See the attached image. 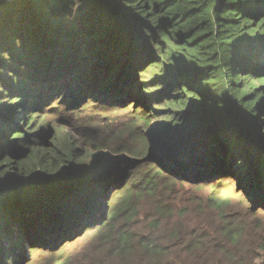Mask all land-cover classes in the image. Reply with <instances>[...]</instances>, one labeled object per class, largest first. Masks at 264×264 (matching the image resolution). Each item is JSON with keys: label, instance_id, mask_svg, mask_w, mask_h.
<instances>
[{"label": "trees", "instance_id": "obj_1", "mask_svg": "<svg viewBox=\"0 0 264 264\" xmlns=\"http://www.w3.org/2000/svg\"><path fill=\"white\" fill-rule=\"evenodd\" d=\"M134 80L135 96H151L144 105L177 108L160 117L170 133L149 149L118 128L102 136V148L140 165L124 182L126 172L89 171L77 150L57 144L49 113L61 105L72 119L90 102L124 109L132 93L114 91ZM263 95L264 0H0V264H29L30 252L90 229L101 243L82 264H264L262 222L250 229L218 199L197 197L199 209L174 220L164 194L176 178L151 151L211 194L216 180L236 178L264 207V148L254 132L264 139ZM139 119L148 124L150 114ZM135 127L138 119L127 129ZM142 216L149 225L134 226Z\"/></svg>", "mask_w": 264, "mask_h": 264}, {"label": "rangeland", "instance_id": "obj_2", "mask_svg": "<svg viewBox=\"0 0 264 264\" xmlns=\"http://www.w3.org/2000/svg\"><path fill=\"white\" fill-rule=\"evenodd\" d=\"M147 70L150 71L151 69L149 70V68H146V71ZM152 76V71L146 72L144 74L142 73V78L144 81H149V78ZM135 81L136 80L132 82L130 87L129 83H127L124 91H121V88H117L114 91L116 93L119 91L120 94H123L127 91L132 93L130 99L132 104L128 105V107H125L124 109L117 110L109 106L102 105L101 103L90 102L83 107V111L75 113L72 119H69V117L66 116L68 113L71 114V111L61 114L63 111H65V108L61 105H56L57 109L50 111L55 112L49 113V115H56L58 118L59 116H62L66 119L65 121H57L58 118L55 120L59 127L58 131L54 129V137L57 144L62 143V145L67 150H77V155L80 158L91 162L88 165L89 171L93 172L94 170L96 172L100 168L102 170L112 169L115 176H119L121 172H126L127 175L123 178L124 182H128L133 178L137 167L140 165L136 163L135 157L126 152L120 153L114 152L105 147L102 148L100 146L102 136L107 134L111 127L118 128L120 130L127 131L128 135L126 136L129 139H132V142L137 147H147L148 145L149 149L153 143V137L158 136V133H170L168 128L169 126H167L165 122H162L163 120H161L160 117L166 114L174 115L176 112L172 110V107L177 108L170 103H165L161 106L159 104L160 101L153 100H151L150 103L144 105L142 102L149 101L151 96H145L141 94L135 96L139 93L136 84L137 81ZM254 83H256L257 87L258 84H260L258 81H255ZM164 90V87L159 89V91ZM174 91H176V89L172 88L167 93L171 94L174 93ZM164 98L170 99L173 97L168 95L164 96ZM261 98L259 103L264 105V95ZM134 104L135 108L133 106ZM188 108L183 110V112H187ZM141 111L146 114H150V121L148 124H144L143 121L139 119V113ZM134 119H138L139 127H135L134 130H128V126H130L132 120ZM256 119L263 121L264 113L260 117H256ZM86 125H88V132L83 134V128ZM97 127L102 130L100 135H97ZM135 132H144V134L149 137V140H146L145 144H142L137 139V134ZM254 132L264 148V139L260 137L262 134L257 133V131ZM44 135L46 134L40 135V138H38L39 141L43 139ZM52 141L54 143L53 139ZM166 141L172 142L173 139H166ZM158 150L159 149L156 148L151 149V151L154 152L156 156H160L159 166L161 167L162 171L176 178V180L171 183L170 187L166 191L164 190L166 202L171 206V212L174 213V220L178 219V222L182 220V218L179 216V212L181 211L187 210L190 214L191 212L197 211L199 209V201L197 200V197L203 196L204 198L213 197L218 199V201L222 203L221 208L227 209V213L233 214L237 218L244 220L250 229H256L255 219L260 220L264 226V207L255 206L254 202L246 195L247 191L240 186L238 179L227 177L223 180H216L214 184L218 186L217 190L211 194V188H209L208 184L205 185L203 189H198L196 185H193L189 181V179L184 176L177 175V169L175 166L173 165L171 167L169 164H166L168 159L165 161V157L167 154ZM161 182L165 184L162 180ZM145 206V198H140L137 204L138 209L143 210L142 212H144L143 208ZM254 210L256 212L255 215L250 213L254 212ZM148 211L149 210L146 208L145 215L148 214ZM74 225L75 224L72 226L74 227ZM147 225H149V218L145 219L143 216L137 218L134 223V226L137 227H144ZM162 225H164V223H162ZM97 232V229H90L86 232L81 231L74 234L72 237L67 238L69 241H67V239H63L55 247L46 246L43 248L42 246L40 249H36L34 252H30V254L28 253L29 256L27 262H30L29 264H43L45 261L44 258L54 257L56 260L62 261L65 264H82L86 257L89 260L90 255L96 251L97 245L101 243V240H98ZM245 238L247 239V235H245ZM258 251L261 253V250ZM263 255L264 252L260 257ZM259 258L257 259V262L261 260Z\"/></svg>", "mask_w": 264, "mask_h": 264}, {"label": "water", "instance_id": "obj_3", "mask_svg": "<svg viewBox=\"0 0 264 264\" xmlns=\"http://www.w3.org/2000/svg\"><path fill=\"white\" fill-rule=\"evenodd\" d=\"M142 161H152V158L147 156L144 159L140 160V162Z\"/></svg>", "mask_w": 264, "mask_h": 264}]
</instances>
